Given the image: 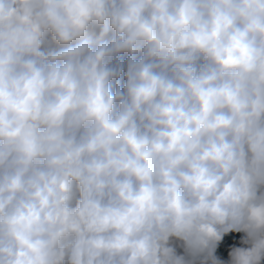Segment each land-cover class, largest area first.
<instances>
[{
  "label": "clouds",
  "instance_id": "obj_1",
  "mask_svg": "<svg viewBox=\"0 0 264 264\" xmlns=\"http://www.w3.org/2000/svg\"><path fill=\"white\" fill-rule=\"evenodd\" d=\"M0 264H264V0H0Z\"/></svg>",
  "mask_w": 264,
  "mask_h": 264
}]
</instances>
